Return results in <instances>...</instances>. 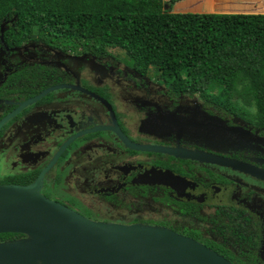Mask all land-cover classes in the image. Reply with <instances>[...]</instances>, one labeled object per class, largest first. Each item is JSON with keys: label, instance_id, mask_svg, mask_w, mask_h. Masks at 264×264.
Returning <instances> with one entry per match:
<instances>
[{"label": "flooded vegetation", "instance_id": "flooded-vegetation-1", "mask_svg": "<svg viewBox=\"0 0 264 264\" xmlns=\"http://www.w3.org/2000/svg\"><path fill=\"white\" fill-rule=\"evenodd\" d=\"M15 21L0 16V184L40 175L41 194L86 218L166 227L232 264H264V125ZM200 110L235 127L221 144L192 126ZM141 207L152 216L134 218Z\"/></svg>", "mask_w": 264, "mask_h": 264}, {"label": "trees", "instance_id": "trees-1", "mask_svg": "<svg viewBox=\"0 0 264 264\" xmlns=\"http://www.w3.org/2000/svg\"><path fill=\"white\" fill-rule=\"evenodd\" d=\"M213 1L183 3L204 12H170L163 0H0V16L14 14L17 28L36 29L63 48L116 47L138 70L152 66L174 91L264 125V13L227 12L229 5ZM13 236L0 233L1 240Z\"/></svg>", "mask_w": 264, "mask_h": 264}, {"label": "water", "instance_id": "water-1", "mask_svg": "<svg viewBox=\"0 0 264 264\" xmlns=\"http://www.w3.org/2000/svg\"><path fill=\"white\" fill-rule=\"evenodd\" d=\"M194 115L192 126L201 132L210 126L211 142L221 144L223 131L231 126L203 110ZM232 164L249 173L254 170ZM39 182L40 175L27 185L0 184V233L22 235L0 241V264H232L204 244L166 227L86 218L46 198L39 192Z\"/></svg>", "mask_w": 264, "mask_h": 264}, {"label": "rangeland", "instance_id": "rangeland-1", "mask_svg": "<svg viewBox=\"0 0 264 264\" xmlns=\"http://www.w3.org/2000/svg\"><path fill=\"white\" fill-rule=\"evenodd\" d=\"M164 1V6L163 8L165 10H168L170 12H176V11H192V12H204L203 10H193L192 8H186V6L183 4V3H186V4H189V1L188 0H163ZM205 0H196L194 1L193 4H196V5H199V4H202ZM213 4H218V5H229V11L227 12H243V11H250V10H253V11H264V9L262 10V8H264V0H252V1H248V0H214L213 1ZM253 6V7H252ZM223 9L221 8H216L213 10V12L215 11H222ZM109 52L115 56V57H118L122 62L126 63V58L124 57V55H122L119 51L118 48H113V47H110L109 48ZM87 69H89V67L87 66ZM84 72L87 73L86 69H84ZM84 72L81 74L83 75ZM147 73L148 74H151L153 73V70H152V66H148V69H147ZM241 102V101H239ZM249 109L251 111H253V108L249 107ZM221 111V110H220ZM3 168L1 167L0 168V175H3L4 172H3ZM49 194L50 196H59V197H62L60 192L56 189H50L49 188ZM148 212V208H143L141 207L140 209H136L134 210V218L136 217L137 220L141 218H146V217H150L152 215H149L147 214ZM91 215V214H90ZM125 217H131V215L129 216H125ZM171 223L174 224V216L171 215ZM166 217H164L163 215L160 216V215H156V216H153L152 219H155V221H162L164 220Z\"/></svg>", "mask_w": 264, "mask_h": 264}, {"label": "crops", "instance_id": "crops-1", "mask_svg": "<svg viewBox=\"0 0 264 264\" xmlns=\"http://www.w3.org/2000/svg\"><path fill=\"white\" fill-rule=\"evenodd\" d=\"M189 1V0H188ZM190 1H196V0H190ZM248 1H252V0H248ZM253 7V6H252ZM216 9V8H215ZM211 12H213V11H211ZM215 12H222V11H215ZM234 12H236V11H234ZM243 12H246V11H243ZM247 13H264V11H253V10H250V11H248Z\"/></svg>", "mask_w": 264, "mask_h": 264}]
</instances>
